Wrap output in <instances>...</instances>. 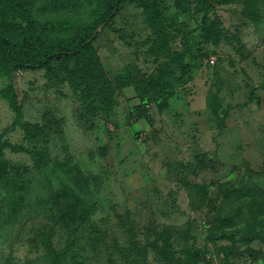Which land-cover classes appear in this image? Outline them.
Listing matches in <instances>:
<instances>
[{"label": "rangeland", "instance_id": "rangeland-1", "mask_svg": "<svg viewBox=\"0 0 264 264\" xmlns=\"http://www.w3.org/2000/svg\"><path fill=\"white\" fill-rule=\"evenodd\" d=\"M3 1L30 57L97 37L37 69L0 47V155L23 178L0 264H53L57 202L95 226L71 249L57 225L61 264H264V0L129 2L107 26L114 0Z\"/></svg>", "mask_w": 264, "mask_h": 264}, {"label": "trees", "instance_id": "trees-1", "mask_svg": "<svg viewBox=\"0 0 264 264\" xmlns=\"http://www.w3.org/2000/svg\"><path fill=\"white\" fill-rule=\"evenodd\" d=\"M138 1L143 2L145 0H114L112 10L105 17L102 24L104 26H107L110 19H112L114 15L113 11H119L120 6L124 3ZM0 18H3L5 20L7 19L9 21L13 19V14L9 10L7 3L3 0H0ZM96 37L97 34L94 32L92 34H89L88 36H84L74 41H70L67 44L63 45L62 48L51 53H46L41 57H30L28 54H25L23 52L25 49L21 45H18L14 40H12L10 37L3 33H0V47H2L3 50L6 52L10 63L14 67H21L23 69H37L49 65L53 60H64L67 58L82 56L90 46V43L93 42ZM6 145L7 144L0 143V151L4 149ZM12 148L23 149L32 152L31 150L25 149L18 145L12 146ZM16 175L17 171L12 172L8 160H6L2 155H0V180L8 182L9 187V189L2 193L3 195L0 194L1 196H3L0 200V217H6V219H10L8 218L9 216L17 218L19 213V200L16 199L15 194H17L18 191L17 185L20 186L21 183L23 184V178L20 182L19 179H17ZM57 203L59 206V211L56 212L57 214L55 213L56 215L54 214L56 216L55 223L50 226L47 225V222H43L42 225V234L45 236L42 240V243L46 247L48 253L46 254L47 259L52 260L53 264H61V262L64 261L61 260L63 259V254H61L63 253V251H60V248L56 249L53 247V245H55L54 238L57 231V225H60L61 229L65 231L66 243L71 249H74L80 245L81 234H83L85 237L87 231V238H91L90 235L95 233L94 225L84 224L83 222L85 216L92 212V206L90 203H87L86 206H82L80 209H78V214L74 212L73 208L68 203H66L65 205H61L59 202ZM44 220H47V218H45ZM165 236L164 232L157 233L158 238H160L162 241L163 239H165L166 242H169V235L165 234ZM84 237L82 236V238ZM168 251L169 247L165 251V258H168L171 255L170 251V255L168 254ZM197 261V253L192 250H189L186 253V262L180 264H196Z\"/></svg>", "mask_w": 264, "mask_h": 264}]
</instances>
